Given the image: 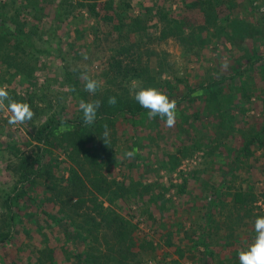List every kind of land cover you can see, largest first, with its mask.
<instances>
[{
    "label": "rangeland",
    "instance_id": "rangeland-1",
    "mask_svg": "<svg viewBox=\"0 0 264 264\" xmlns=\"http://www.w3.org/2000/svg\"><path fill=\"white\" fill-rule=\"evenodd\" d=\"M93 1H108L106 7L114 18H104L102 10L99 15L91 13L86 4ZM191 1L194 0H0V86H7L13 99L28 103L34 112L31 121L13 126L7 122V110H0V203L18 180L23 170L21 165L25 166L22 158L27 163L38 158L41 144L35 137L40 125L52 115L69 118L80 114L78 93L80 89L84 90V82L80 79L82 71L86 69L101 84L95 94L85 91L90 100L94 96L100 100L107 91L118 93L122 98L132 97L131 82H139L138 79H129L128 73L126 78L116 76V68L111 66L114 59L123 57L118 53L121 47H131L129 55L123 57L121 69L127 65L136 68V72L143 67L150 68L149 72H141L140 77L154 75L155 80L139 82L140 86L159 89L161 82L168 80L170 85L166 93H172L175 99L186 91L185 83L196 88L205 85L209 76L218 78L241 69L243 65L236 61L239 54L232 56L224 38L215 37L204 45L194 42L191 49L174 35L160 38L168 23V19L162 17L164 14L167 18H185L194 26L204 24L203 14ZM235 3L231 16L240 18L241 5L238 4H242V0ZM255 4L258 12L264 15V0H257ZM218 11L221 23H224L228 9L222 5ZM135 17L145 25L142 32L130 31V25L116 26ZM253 33L256 34L255 31ZM247 41L251 46L255 40L249 38ZM262 86V80L256 77L249 100L241 97L240 90L236 91L234 95H238L241 101L234 108L237 120L235 133L221 142L217 140L220 132L216 125L220 118L205 115L203 101L199 100L188 102L182 99L176 105V123L171 128L166 127L162 120L158 123L148 121L147 130L142 131L124 120L108 128L109 138L115 139L112 146L115 162L103 173L117 181H135L138 191L145 190L146 186L151 189L140 198L131 195L112 204L104 197L100 198L104 206L112 207L137 224L135 236L154 243L148 256L145 252L143 264H168L177 256L170 254L175 245L189 247V228L204 224L208 202L215 198L214 187L231 185L234 190V187L250 186L254 192L251 200L253 213L264 212V159L261 151H255V145H252L253 156L240 161L235 158V151L230 149L232 146L236 150L235 145L242 144L244 138L240 133L246 136L250 128H259L264 123V98L259 96ZM70 88L75 91H70ZM195 112L200 113L199 117H194ZM226 115L225 118L228 117ZM194 143L199 148H192ZM184 147L186 156H183L184 151H178ZM210 147H214L213 151L207 154ZM50 149L51 153L44 158H56L54 174L64 180L68 175L70 158L64 147ZM133 150L136 151L131 158L125 155ZM170 154H177L180 161L175 169L166 170L161 165L168 161ZM41 178L31 187L36 202L26 199L27 207L25 205L18 213V209L15 210L11 238L0 244V264H34L38 250L45 245L46 236L52 244L57 241L62 249L55 260L59 264L71 263L62 253L68 248L61 227H48L43 210L60 218L63 213L60 214L58 209L63 207L61 201L66 199L65 192L59 189L60 181L54 189H45ZM156 194L169 198L165 208L161 207L160 201L157 205L148 203ZM229 200V207H233L232 197ZM148 207L151 218L145 212ZM229 207L225 208L224 214ZM3 214L4 208L0 204V232L5 231ZM224 214L216 215V219L223 221ZM74 217L78 221L79 217ZM256 217L252 220L245 218L242 225L237 226L239 236L254 237L250 232L254 233ZM162 224L173 233L172 246L165 244L167 229ZM65 227L71 228L67 223ZM220 230L224 233L223 226ZM214 251L219 252L220 246H215ZM182 261V264H193L189 260Z\"/></svg>",
    "mask_w": 264,
    "mask_h": 264
},
{
    "label": "trees",
    "instance_id": "trees-1",
    "mask_svg": "<svg viewBox=\"0 0 264 264\" xmlns=\"http://www.w3.org/2000/svg\"><path fill=\"white\" fill-rule=\"evenodd\" d=\"M235 1H191L193 6L199 8L203 14L204 24L202 25L194 26L187 22L185 18H167L165 14L162 16L168 19V23L165 24L160 38L174 35L180 42H186L188 49H191L194 42L204 45L215 37L224 38L225 46H228V51L232 52V56L239 54L236 61L240 66L243 65V68L241 67L239 70H235L228 75H221L218 78L209 76L205 85H199L196 88H190L185 83L186 91L179 99H175L172 93H166L170 81L165 80L161 84L159 83L158 90L166 94L169 99L174 98L170 100H175L176 105L182 99L188 102L203 101V113L220 118V121L216 124L220 132L217 140H220V142L236 129L237 120L235 119L234 108L241 101L238 95H234L236 91L240 90L241 97L245 96L249 100L253 95L252 83L255 84V78L261 79L264 85V15L258 12V6L255 4L257 0H242V4H238L241 5L240 15L242 18L231 16L233 5L236 4ZM108 4V1H93L87 3L86 7L94 15H99L102 10L104 11V18L113 19L114 15L109 13L106 7ZM222 5L229 12L224 23H221L222 18L218 11V8ZM115 15H118V13H115ZM141 24L140 18L135 17L128 23L122 21L117 23L116 26L120 28L124 25H130V31L139 33L145 29V25ZM254 31L257 35L253 33ZM249 38L255 40L251 46L247 43ZM128 50H131V47L124 46L118 50V53L123 54V57H125L129 55ZM123 57L114 59L111 63V66L116 68V76L126 78L128 73L130 75L129 79L132 77L131 79H138L139 82L155 80L154 75H148L144 78L141 75L142 77H140L141 72H144V70L146 72L150 71V68L147 67H143L140 72H136V68L129 65L125 69H121ZM198 91L201 92L198 93ZM260 92L259 96L263 99L264 86L260 88ZM78 95L80 100L83 99L86 102L98 100L96 96L90 100L87 93L82 89H80ZM111 96L116 97L117 103L115 105L108 104V98ZM235 97L238 98L237 101ZM99 101L101 102L100 107L97 110L96 120L92 125L83 123L82 112L69 118L52 115L40 125L35 137L41 144L38 158L30 163L22 158V163L25 166L21 165L23 170L18 180L12 190L5 193L0 203L1 208H4L2 223L3 228H5L4 232H0V244L7 243L11 238L16 219L15 210L18 209L16 212L18 213L26 205L24 203L26 199L30 200L31 203L36 202L35 197L31 194V187L38 183L39 177H42L45 189H54L58 185L57 182L60 181L59 189L63 190L66 195V201L60 200L63 203V207L58 209L60 214L63 213L60 218L45 209L43 210L46 215V225L48 227L59 225L62 229L65 236V246L69 249L62 253H64L68 263L69 261H71L70 264L144 263L145 252L148 253V256L151 249L154 248V243L148 239H140L135 236L134 231L137 224L112 207L104 206L100 198L104 197L109 204H112L117 199L131 195L140 198L144 196L147 190L151 189L146 186L143 188L145 190L138 191L136 187L138 184L135 181L132 180L129 183L117 181L103 173L104 170H109L115 162V153L112 149L115 139L109 138V143L105 144L101 139V134L104 131L103 125L105 124L109 128L114 126L117 121L122 122L124 120L129 121L133 128L142 131V129L147 130L148 121L158 123L161 118L149 119L148 110L142 108L132 97L122 98L115 92L107 91ZM193 114L194 117H199L200 113L195 112ZM225 114L228 117L225 118ZM146 119L148 120L146 121ZM143 123L145 125L141 126ZM240 134L244 138L242 144L240 146L235 145L236 150L234 147H230L231 152L235 151V158L242 161L248 156L252 157L254 150L251 147L255 145V151L260 150L264 159V123L259 128H250L245 133L246 136L243 133ZM236 136L239 135L236 134ZM226 146L228 145L226 144ZM50 147L60 149L64 147V151L67 152L70 158L68 175L64 180L54 174L53 170L57 167L56 158L48 160L44 158L45 155L51 153ZM191 147L199 148V145L194 143ZM213 148L210 147L207 154L211 153ZM185 150L184 147L178 151L181 153L184 151L183 156H186ZM167 158L168 161L162 163V168L166 170L175 169L179 164L180 157L177 154H170ZM259 167L261 166L259 165ZM182 185H184V182ZM222 185H220L221 187H214L215 198L208 202L209 208L205 211L204 224L196 227L190 226V235L185 234L188 235L187 246H189V249L180 247L179 244L175 245V249L170 254L175 253L177 256L171 258L168 264H182L183 259L189 260L193 264H239L238 252L250 243L253 236H251V239L249 236L242 238L237 233L236 228L242 225L245 218L252 220L253 217L264 216V212L253 213L251 200L254 192L250 190V186L245 185L242 189L234 187V190H232L231 185H226V187ZM262 196L264 197V189ZM231 197L233 207H229V198ZM158 201H160L161 207L165 208L169 198L164 197V194H156L155 197H150L148 203L157 205ZM29 207L31 208L32 204ZM226 207L229 208L224 214ZM145 212L148 218H151L152 214L149 207L145 209ZM220 214H224L223 221L219 218L216 219V215ZM74 216L79 217L78 221ZM66 223L70 224V229L65 227ZM222 226L224 227V233L219 232ZM162 227L167 229L164 233L165 244L168 247L172 246V231L164 224H162ZM250 233L255 235L252 232ZM44 241L45 245L38 250L34 264H59L55 258H58L57 254L59 250H62L61 247H58L57 241L52 244L47 236ZM215 246H220L219 252L214 251ZM217 253H220V255ZM69 256L70 258H68Z\"/></svg>",
    "mask_w": 264,
    "mask_h": 264
},
{
    "label": "clouds",
    "instance_id": "clouds-1",
    "mask_svg": "<svg viewBox=\"0 0 264 264\" xmlns=\"http://www.w3.org/2000/svg\"><path fill=\"white\" fill-rule=\"evenodd\" d=\"M87 57H85L86 59ZM80 79L84 82V91L95 94L101 86L100 81L89 75L85 69L81 72ZM70 91H75L70 88ZM130 94L132 98L144 109L148 110V118H161L166 127H173L176 123V102L170 100L162 91L154 87H142L139 82L132 81ZM100 101H79V111L83 114V123L92 125L97 116V110L100 107ZM117 103L116 97L108 98L109 105ZM6 109L9 113L7 122L9 125H23L31 121L34 112L28 103L19 102L13 99L7 91V86H0V110ZM104 131L101 139L105 144L109 143V131L107 124L103 125ZM136 150L125 153L131 158ZM253 231L255 233L251 242L238 252L239 264H264V216H258L253 222Z\"/></svg>",
    "mask_w": 264,
    "mask_h": 264
}]
</instances>
